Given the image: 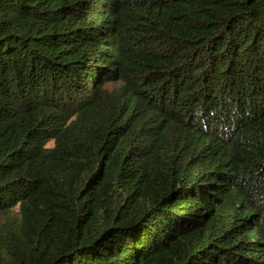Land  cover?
I'll use <instances>...</instances> for the list:
<instances>
[{
    "label": "trees",
    "instance_id": "16d2710c",
    "mask_svg": "<svg viewBox=\"0 0 264 264\" xmlns=\"http://www.w3.org/2000/svg\"><path fill=\"white\" fill-rule=\"evenodd\" d=\"M0 264H264V0H0Z\"/></svg>",
    "mask_w": 264,
    "mask_h": 264
}]
</instances>
